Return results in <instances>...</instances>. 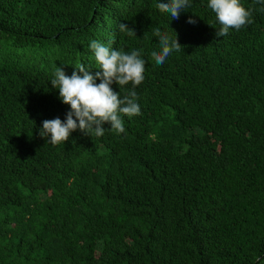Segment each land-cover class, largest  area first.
<instances>
[{"label":"trees","instance_id":"1","mask_svg":"<svg viewBox=\"0 0 264 264\" xmlns=\"http://www.w3.org/2000/svg\"><path fill=\"white\" fill-rule=\"evenodd\" d=\"M159 2L0 0V264L264 261V3L239 0L252 22L218 38L208 0L176 20ZM156 28L182 47L163 65ZM93 40L140 51V114L53 146L55 67L94 75Z\"/></svg>","mask_w":264,"mask_h":264},{"label":"clouds","instance_id":"2","mask_svg":"<svg viewBox=\"0 0 264 264\" xmlns=\"http://www.w3.org/2000/svg\"><path fill=\"white\" fill-rule=\"evenodd\" d=\"M256 2L264 3V0ZM156 7L162 13H169L172 20H176L179 19L182 10L190 7V3L189 0H163L157 3ZM208 8L215 13L221 26L215 32L218 38L227 36L230 29L239 31L242 26L252 22L251 10L241 6L239 0H208ZM195 22L191 18L187 21L189 24ZM118 27L122 33L126 31L129 35H135V31L124 23ZM153 35L158 38L160 47L159 52H151L156 65H163L174 50L181 51L177 34L173 39L167 32H161L156 28ZM90 50L99 66L94 75L84 65L74 68L71 76L65 74L63 67H55L51 85L58 89L59 99L70 107V111L67 112L64 121L57 117L42 122L39 134L46 143L53 146L65 143L77 130L87 136L101 137L105 132L103 127L105 124L110 125L109 129L123 133L125 128L120 114L129 117L140 114L138 97L134 90L144 79L146 61L141 58L140 51L132 50L126 53L95 40L90 42ZM97 80L100 81L98 84ZM130 82L133 90L121 99L119 92L113 91L112 85L124 86ZM256 259L259 260L258 257ZM260 264H264V261Z\"/></svg>","mask_w":264,"mask_h":264}]
</instances>
